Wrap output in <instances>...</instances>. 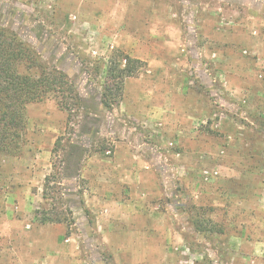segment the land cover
I'll list each match as a JSON object with an SVG mask.
<instances>
[{
	"label": "rangeland",
	"instance_id": "374dc122",
	"mask_svg": "<svg viewBox=\"0 0 264 264\" xmlns=\"http://www.w3.org/2000/svg\"><path fill=\"white\" fill-rule=\"evenodd\" d=\"M0 27L78 104L29 105L0 158V264H264V0H0Z\"/></svg>",
	"mask_w": 264,
	"mask_h": 264
},
{
	"label": "trees",
	"instance_id": "16d2710c",
	"mask_svg": "<svg viewBox=\"0 0 264 264\" xmlns=\"http://www.w3.org/2000/svg\"><path fill=\"white\" fill-rule=\"evenodd\" d=\"M121 72L123 79L131 75L127 68ZM75 98L74 87L64 73L42 65L30 47L0 27V158L17 157L21 153L20 140L22 130L27 126L29 105L54 100L61 110L71 114L78 105ZM103 104L108 109L112 105L105 100ZM53 179V176L46 178L43 191L46 204L36 211L37 219L42 224L64 221L54 207V212L45 208L50 201H56L50 186Z\"/></svg>",
	"mask_w": 264,
	"mask_h": 264
}]
</instances>
